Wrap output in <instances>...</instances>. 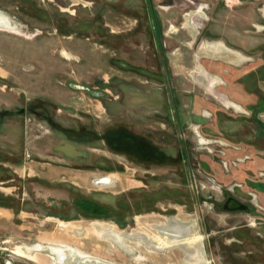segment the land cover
Instances as JSON below:
<instances>
[{"label":"rangeland","instance_id":"374dc122","mask_svg":"<svg viewBox=\"0 0 264 264\" xmlns=\"http://www.w3.org/2000/svg\"><path fill=\"white\" fill-rule=\"evenodd\" d=\"M151 10L176 44L168 70L156 49L135 46ZM263 15L264 0H0V264H264L263 195L223 190L230 179L191 161L142 163L92 137L125 126L162 146L182 142L140 116L141 92L160 86L140 74L149 66L171 76L179 107L189 94L232 108L220 72L245 70L250 55L225 38L250 20L261 28ZM105 176L114 181L95 182ZM68 187L94 190H54ZM227 193L256 206L225 210Z\"/></svg>","mask_w":264,"mask_h":264},{"label":"flooded vegetation","instance_id":"af4514ba","mask_svg":"<svg viewBox=\"0 0 264 264\" xmlns=\"http://www.w3.org/2000/svg\"><path fill=\"white\" fill-rule=\"evenodd\" d=\"M149 12L150 21L147 33L155 37L153 38L152 49H156L160 53L163 67L168 70L169 60L167 51L174 50L176 44L172 42V44L167 46L162 36L166 31L168 21L164 22L162 20L164 17L160 16L157 11L151 10ZM185 14L188 15V13ZM253 14V19H255V11H253ZM179 17L177 16V19H174L176 23H180ZM169 18H171V15L166 19L169 20ZM259 21L264 23V15ZM248 25L246 28H241L240 31L238 27L230 30V34L233 35L231 37L232 42L229 35H226L225 38L229 45L235 46L241 51L248 50L250 55L247 57L246 61L248 63L245 66V70L241 69L242 73L237 72L235 69L230 74L224 69L220 72L223 76L225 74L223 72H227L228 74L225 76L227 81L225 87L220 88L219 94H224L227 97L229 104L232 103L230 105L232 108H228V104H224L221 100L220 103L226 106V109L219 106V104L207 105L203 99L195 98V96L189 94H185L184 96L187 98L188 103L183 100L182 107H179V93L181 92H178V96H176L172 88L173 84H169L172 80L171 76L167 75L168 72L166 74H163V72L156 74V69L153 66L140 68V74L156 83H160V86L157 85L156 88L152 87L156 89L152 91L153 93L141 92V106L142 108L144 106L143 112H140L141 118H149V120L153 121V124L157 127L155 135L165 134V131L161 132L159 130V126L166 129L164 127L166 125L169 127V130H177L179 139L182 142L178 146L172 145L169 142L167 144L163 143L162 146L160 143L154 142L152 137L147 134L148 132H144L143 130L135 132L128 128L134 135L130 134L131 140L126 136L123 139L124 133L120 136L122 151L119 152L133 157L136 161L147 164L164 165L191 161L194 166L199 167V170L202 169L208 175L224 180L230 179L229 183L231 187H223V190H255L257 194L263 195L262 198L264 199V119L262 118L264 116V25L259 28L251 20ZM207 30L211 29L207 27L205 32ZM243 35H247L248 38L245 44L233 42ZM150 51L153 54V51ZM144 61L146 64L149 63L147 57H145ZM230 63L233 65L232 67L238 68V63ZM122 65L124 67L128 66L127 63H122ZM244 77L247 78L246 84L244 80H241ZM229 87L233 89L231 90ZM191 98H194V101H191ZM191 102H194V105H196L194 108L190 107L189 104ZM186 104L187 106H185ZM145 105H147V108ZM146 109H149L150 112H146ZM155 127L151 126L152 129ZM109 128L111 127L106 128L105 131ZM186 132L188 134L192 133L195 137L194 142H190L189 146L183 142L186 139ZM203 135L208 138H204ZM105 144L107 145L106 142ZM207 145H211V147ZM187 149H190L189 154L187 153ZM197 149L206 150L210 155L206 156L204 154V157L201 155L199 157L194 156L193 151ZM133 150L137 152V156L133 155ZM56 189L94 190L79 187ZM249 195L251 194L249 193ZM229 198L231 199L227 201ZM251 199L253 200L251 197L247 200L248 202H244L234 193H227L221 202V206L228 211L248 210V212H252L254 208L252 205L256 206V204ZM234 200L238 201V203L234 202ZM255 200L258 202L262 201L260 198H256ZM242 204L246 205V207L234 210L229 209L232 206H242Z\"/></svg>","mask_w":264,"mask_h":264},{"label":"trees","instance_id":"16d2710c","mask_svg":"<svg viewBox=\"0 0 264 264\" xmlns=\"http://www.w3.org/2000/svg\"><path fill=\"white\" fill-rule=\"evenodd\" d=\"M122 134H123V139H125L124 136H126L131 140L130 134H133V132L130 131L128 128H125L124 126H117V127H111L107 129V131H105L101 135L93 134L92 137L96 136V138L103 139L112 150L119 152V151H122V145H121V140H120L121 138L120 136ZM133 155L137 156V152H135L134 150H133ZM79 204L81 205L82 208L87 209V210L97 207L96 206L97 204H94L93 202L88 201L86 199L80 200Z\"/></svg>","mask_w":264,"mask_h":264},{"label":"crops","instance_id":"0c3cea01","mask_svg":"<svg viewBox=\"0 0 264 264\" xmlns=\"http://www.w3.org/2000/svg\"><path fill=\"white\" fill-rule=\"evenodd\" d=\"M164 14H165V16L166 17H169L171 14L169 13V12H164ZM56 28V27H55ZM56 30V29H55ZM74 31V30H73ZM72 31H70V32H66L65 34H72L71 33ZM76 32V31H75ZM75 32H73V33H75ZM108 33V32H107ZM135 38H136V40H138V42H136V41H134L135 42V46H137L139 43H141L142 44V47H141V50H142V52H145V53H147V50L148 49H150V48H152V45H153V39H152V42H151V40H150V38H148V33H147V31H142V30H140V31H138L137 33H135ZM162 36H165V43H166V45L168 46V45H170V44H172V40H171V36H168V32H167V30L163 33V35ZM230 41L232 42V38L231 37H233V35L231 34L230 36ZM134 38V39H135ZM147 40V41H146ZM247 40H248V38H247V35H243L242 37H238L236 40H234L233 42H238V43H240V44H245L246 42H247ZM144 41H146V42H148V43H145ZM126 42L128 43V39L126 40ZM131 42H133V40L131 41ZM225 42V41H224ZM148 46H147V45ZM148 47H150V48H148ZM233 47V46H232ZM233 48H235V50H239V48H237V47H233ZM61 49L62 50H64V51H66L67 52V48L66 47H61ZM151 50V49H150ZM149 51V50H148ZM102 52V51H101ZM97 54L98 55H100V57L102 56V55H104V53L102 52V54L99 52V51H97ZM167 56H168V54H167ZM100 59V58H99ZM168 60H169V56H168ZM97 62V61H96ZM103 68H104V66H103ZM152 91L150 90V92L149 93H151ZM148 93V92H147ZM153 93V92H152ZM55 190V189H54ZM57 190V189H56ZM54 252H56V253H58V256H59V259L61 260V259H63L62 257L65 255L62 251H61V249H59V248H55L54 249ZM60 255H62V256H60Z\"/></svg>","mask_w":264,"mask_h":264},{"label":"bare ground","instance_id":"6f19581e","mask_svg":"<svg viewBox=\"0 0 264 264\" xmlns=\"http://www.w3.org/2000/svg\"><path fill=\"white\" fill-rule=\"evenodd\" d=\"M112 181H114L112 177L105 176V177H101V178L96 179L95 182L97 184L103 185V184L111 183ZM60 256H62V255H60Z\"/></svg>","mask_w":264,"mask_h":264},{"label":"water","instance_id":"95a60500","mask_svg":"<svg viewBox=\"0 0 264 264\" xmlns=\"http://www.w3.org/2000/svg\"><path fill=\"white\" fill-rule=\"evenodd\" d=\"M231 198H229L227 201H229ZM234 202H237L238 203V201H236V200H234ZM240 203V202H239ZM243 207H246V205H244V204H242V206H232L231 208H229V209H231V210H234V209H242Z\"/></svg>","mask_w":264,"mask_h":264}]
</instances>
